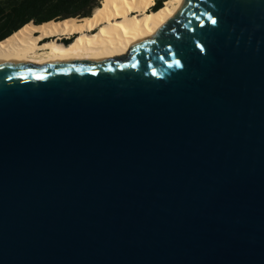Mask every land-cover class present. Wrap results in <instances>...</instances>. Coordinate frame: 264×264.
Masks as SVG:
<instances>
[{"label": "water", "instance_id": "obj_1", "mask_svg": "<svg viewBox=\"0 0 264 264\" xmlns=\"http://www.w3.org/2000/svg\"><path fill=\"white\" fill-rule=\"evenodd\" d=\"M0 264H264V0L1 61Z\"/></svg>", "mask_w": 264, "mask_h": 264}, {"label": "bare ground", "instance_id": "obj_2", "mask_svg": "<svg viewBox=\"0 0 264 264\" xmlns=\"http://www.w3.org/2000/svg\"><path fill=\"white\" fill-rule=\"evenodd\" d=\"M186 0H101L86 17L29 22L0 41V62L95 59L123 53L175 17ZM72 38L70 42L65 39Z\"/></svg>", "mask_w": 264, "mask_h": 264}, {"label": "trees", "instance_id": "obj_3", "mask_svg": "<svg viewBox=\"0 0 264 264\" xmlns=\"http://www.w3.org/2000/svg\"><path fill=\"white\" fill-rule=\"evenodd\" d=\"M156 0L153 9L163 6ZM101 0H0V40L29 22L37 24L52 19L86 17L93 13ZM69 42L71 38L65 39Z\"/></svg>", "mask_w": 264, "mask_h": 264}, {"label": "flooded vegetation", "instance_id": "obj_4", "mask_svg": "<svg viewBox=\"0 0 264 264\" xmlns=\"http://www.w3.org/2000/svg\"><path fill=\"white\" fill-rule=\"evenodd\" d=\"M67 39V38H66ZM66 42H69L68 40H65Z\"/></svg>", "mask_w": 264, "mask_h": 264}, {"label": "rangeland", "instance_id": "obj_5", "mask_svg": "<svg viewBox=\"0 0 264 264\" xmlns=\"http://www.w3.org/2000/svg\"><path fill=\"white\" fill-rule=\"evenodd\" d=\"M155 2H156V0H155ZM100 4H101V2H100ZM155 5V4H154ZM153 9V8H152ZM72 39V38H71Z\"/></svg>", "mask_w": 264, "mask_h": 264}, {"label": "snow or ice", "instance_id": "obj_6", "mask_svg": "<svg viewBox=\"0 0 264 264\" xmlns=\"http://www.w3.org/2000/svg\"><path fill=\"white\" fill-rule=\"evenodd\" d=\"M212 22H213V23H215V21H214V20H213Z\"/></svg>", "mask_w": 264, "mask_h": 264}]
</instances>
